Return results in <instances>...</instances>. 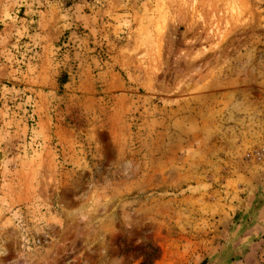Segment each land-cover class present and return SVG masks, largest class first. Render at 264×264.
I'll list each match as a JSON object with an SVG mask.
<instances>
[{
  "label": "rangeland",
  "instance_id": "1",
  "mask_svg": "<svg viewBox=\"0 0 264 264\" xmlns=\"http://www.w3.org/2000/svg\"><path fill=\"white\" fill-rule=\"evenodd\" d=\"M0 264H264V0H0Z\"/></svg>",
  "mask_w": 264,
  "mask_h": 264
}]
</instances>
